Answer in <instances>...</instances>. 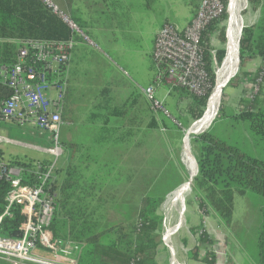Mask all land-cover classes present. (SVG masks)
<instances>
[{"label":"trees","instance_id":"16d2710c","mask_svg":"<svg viewBox=\"0 0 264 264\" xmlns=\"http://www.w3.org/2000/svg\"><path fill=\"white\" fill-rule=\"evenodd\" d=\"M223 1L227 5V0ZM145 2L148 8H153L158 0ZM190 2L194 6V17L200 2ZM247 2L260 12V17L256 23L243 28L240 47L239 32L238 57L243 75L246 79L249 78L253 87H258V90L243 96L239 101V115L234 112L225 115L226 107L222 106L218 120L223 119L231 123L242 119L254 137L264 139V0ZM84 4L91 15L92 24L100 29L107 28L109 11L102 2L84 0ZM46 6L41 0H0V67L10 68L18 61L17 41L20 39L65 40L71 36V31L64 21ZM232 9L229 0V17ZM225 16L226 13L212 20L201 34L200 48L207 73L204 94L196 95L184 87L177 88L179 97L186 100V107L184 106L181 112L174 115L170 113L168 116L177 122L174 128L180 133L182 129H189L193 121L201 119L205 112L204 105L207 101V106L210 104L218 76L214 60L220 65L227 53V49H214L211 35ZM221 38L223 42L226 40L224 30H221ZM249 59L251 62L253 59H259L253 72L245 70ZM28 65L44 70L49 78L52 77L51 72L44 69L43 62L30 57ZM68 67L64 69H67V80ZM239 80L241 78L238 77L230 85L236 86ZM11 95L12 90L0 77V103ZM225 95L224 91L223 96ZM162 115L166 116V113L162 112ZM212 129L213 127L204 133L193 134L190 138V149L198 163V173L192 177V193L203 215L214 213L220 223L230 226L233 223L238 195L243 196L251 191L264 196V161L250 153L239 141L216 135ZM0 159L4 160L1 152ZM6 162L26 170V184L34 185L38 182L35 173L37 161L15 157ZM39 162L43 166L48 163L47 160ZM57 172L56 167L55 178L48 184L49 192L57 194V210L48 230L53 241L69 239L77 243V264H169L168 261L158 260L165 228V215L160 212V208L166 200L165 196L149 193L141 199L133 213L115 216L113 211H118L125 205L113 198L108 199L109 194L102 191L106 189L103 184L94 185L82 177H68L60 181L56 177ZM96 190L99 194L94 199L92 196L96 195H93ZM9 192V182L0 174V215L5 210ZM109 208L111 212L108 211ZM11 212L12 216L4 218L1 233L18 238L22 236L19 226L25 216L19 206H15ZM190 232L196 239L194 246L189 250L190 258L217 264V256L213 252L207 251L203 256L200 254L204 244H215V239L204 225V219L199 225L191 226ZM257 248L255 264H264V209ZM225 264L234 263L229 260Z\"/></svg>","mask_w":264,"mask_h":264},{"label":"crops","instance_id":"0c3cea01","mask_svg":"<svg viewBox=\"0 0 264 264\" xmlns=\"http://www.w3.org/2000/svg\"><path fill=\"white\" fill-rule=\"evenodd\" d=\"M52 1L62 12L73 19L86 36L91 35L107 47L105 52L101 49L97 51L102 56L101 61L106 62L109 66L112 63L113 66V68H107L104 71L96 70L93 80L88 82L90 65L87 57L92 55L95 50L89 47L93 46L92 42L86 41L79 35L76 36L77 44L73 49L68 67V91L63 111L64 124L62 128L64 130L61 138L63 155L57 165L56 177L60 181L68 177H82L94 185L103 184L106 189L102 191L109 194L108 199L120 200L125 191L131 192L132 197L139 200L140 203L153 184V158L158 149L157 145L163 142L164 144L178 145L177 134L180 132L174 128L177 122L169 117L170 113L171 115L177 114L186 107V100L179 97L177 88L168 92V87L164 85L158 90V95L159 99L164 101L167 114L165 116L159 113L158 116H155L151 102L143 92V89L152 84L154 79L152 52L155 37L165 24L174 23L165 19L161 25L155 28L148 49L150 57L148 67L142 52L137 51L141 57L140 60H137L136 51L127 44L131 33L134 32V25L138 21L135 0L134 2L131 0H95L102 2L109 11L107 28L104 29L97 28L92 24L91 15L84 0ZM143 2L146 6L145 0ZM186 4L194 7L190 0H187ZM146 8L148 7L146 6ZM64 23L68 26L65 21ZM68 28L70 29L69 26ZM206 114L207 111L205 116ZM201 121L199 120V123L197 122L192 127V132H199L197 128L198 124L201 126ZM0 127V131H5V134L0 135L11 140L7 143L11 149L8 153L2 146L3 143L0 145L4 161L15 157L30 159L34 162L50 159L43 152V149L51 144L48 133L42 132L32 125L19 126L11 120L0 121ZM188 136L185 141L188 140ZM185 152L188 153L185 157L186 162L184 158H182V162H185L189 169L193 165L196 167L195 160L192 154L189 155L190 152L187 148H185ZM39 155L42 157L39 158ZM188 176L191 179L192 173L189 172ZM190 192L189 183L183 184L170 198L171 208H175L173 204L178 203L182 196L188 195ZM95 193L96 195H94ZM98 194L96 190L92 198L96 199ZM184 207L185 198L182 201V206H179L178 209L180 219L175 225L178 226V230L168 231L166 240L169 243L171 236L177 230L172 241L178 261L181 264H197V261L208 264L199 259L191 260L189 254H186L181 248L188 257L187 262L184 263L175 247L174 238H178L176 234L179 233L182 223L186 221ZM174 210L170 209L168 215ZM190 240L188 237L182 238L183 245L187 246L192 242ZM179 241L178 238V243ZM162 248L166 251L163 245ZM179 248L180 246H178V250ZM231 261L233 262L232 259ZM169 262L171 264V256ZM217 263L219 264V262Z\"/></svg>","mask_w":264,"mask_h":264},{"label":"built area","instance_id":"2783aa9c","mask_svg":"<svg viewBox=\"0 0 264 264\" xmlns=\"http://www.w3.org/2000/svg\"><path fill=\"white\" fill-rule=\"evenodd\" d=\"M41 1L68 24L72 34L65 40L20 39L17 41L18 61L10 68L0 67V77L12 90L11 97L0 103V121H15L22 127L32 125L48 133L51 139V144L43 149L50 159L44 166L38 162L35 171L38 182L34 185L24 182L26 170L23 167L0 159L1 177L10 185L6 207L0 215V258L15 264H77V243L69 239L53 241L48 230L57 210V194L49 192L48 184L55 178V169L63 155L61 130L68 91L67 69H64L70 64L77 44L76 36L91 41L52 0ZM227 11L228 7L223 0H201L195 16L185 27L167 23L158 31L152 52L155 76L153 83L143 89L155 116L162 112L167 114L164 101L158 98V90L164 85L168 87V92L184 87L196 95L204 94L207 73L200 48L201 34L212 20L220 18ZM30 57L43 62L44 69H48L52 77L49 78L46 71L28 65ZM9 142L10 139L0 135V145ZM15 206H19L25 216L19 226L22 236L18 238L1 233L4 218L12 216L11 211ZM177 228H166L163 236L162 245L170 251L171 264H181L176 258L172 241ZM174 229L177 230L168 243L167 232ZM204 245L208 247L204 248L202 256L207 251L218 254L214 244ZM38 249L52 251L57 261L38 256Z\"/></svg>","mask_w":264,"mask_h":264},{"label":"rangeland","instance_id":"374dc122","mask_svg":"<svg viewBox=\"0 0 264 264\" xmlns=\"http://www.w3.org/2000/svg\"><path fill=\"white\" fill-rule=\"evenodd\" d=\"M134 2V0H131ZM135 7L137 9L136 14L138 15L137 24L135 23L134 32L131 33L130 39L128 40V46L136 51V59L140 60L141 57L138 55V50L142 52V54L146 58V65L149 67L150 57L148 54V49L150 48V38L154 33L155 28L161 25L165 19H168L169 22H172L178 25L180 28L185 27L192 18V6L186 4L187 0H160L158 4H156L153 8H146L143 0H135ZM201 0H195V3H199ZM237 0H231L232 3V14L229 17L228 11L226 16L223 18L221 22H219L215 31L211 35V44L217 51L219 49H227V44L230 38V34L232 32L233 27V17H234V5ZM227 7L229 4V0H227ZM44 5V3H43ZM47 7V6H46ZM260 17V12L252 8V6L246 1V4L241 9V18H242V27L254 24L258 21ZM221 30L225 32L226 40L223 42L221 38ZM90 41L93 43V46H89L90 49L95 50L92 55L87 57L88 64L90 65V73L88 74L87 81L91 82L93 80V76L96 70H105L107 68H113L112 63L109 66L106 62L101 61L102 56L97 50L107 51L102 42H99L97 39L88 35ZM107 53V52H106ZM227 55V53H226ZM226 58V56H225ZM250 58V57H249ZM153 60V59H152ZM225 60V59H224ZM220 65L216 62L214 64V68L216 69V73H220L224 64ZM240 59L237 57V61L235 64L234 72L232 77L227 82L222 90L220 91V97L217 98L215 105L213 106L210 102V106L204 105L203 112L207 111L206 116L211 110V116L209 123L201 129H198V133H201L205 130H210L213 127L212 131L216 135H222L228 140H237L243 145L250 153L254 156L262 159L264 161V139H259L257 136H253L249 130L247 129L245 122L241 120L228 123L226 121L218 120L220 113V108L226 107L225 115L234 112L238 114L240 112V104L239 101L245 95L252 94L253 91H257L258 87H253L249 78L246 79L245 75H243ZM252 63V64H251ZM259 63V59H253L252 62L249 59L247 67L245 70H250L251 72L255 71L256 66ZM96 67V69H94ZM153 68L155 69L154 62ZM153 74L155 76V70H153ZM133 78L134 75L131 74ZM241 78L236 86H231L230 83L235 82L236 79ZM234 85V84H233ZM223 91V92H222ZM226 93L223 96V93ZM159 98V95H158ZM207 106V107H206ZM206 108V110H205ZM214 112V115H213ZM239 115V114H238ZM205 116V117H206ZM210 116V117H211ZM202 117V118H203ZM201 118V119H202ZM199 119V120H201ZM197 120V121H196ZM193 121L190 129L185 128L182 129V133L177 134V144H161L157 145V150L154 154L153 158V184L151 186L149 193H154L157 195L165 196L166 200L162 204L160 208V212L165 216V228L175 226L180 219V212L177 208H171L170 206V198L173 193L179 189L183 184H188L191 180L189 178V172L192 173V177L195 174V166H191L190 169L187 168L186 165V156L188 153L185 152V148L190 152V138L193 134H198L192 132V127L199 120L196 119ZM218 120V121H216ZM216 121L215 124H213ZM230 121V120H229ZM233 124V125H232ZM1 129V127H0ZM188 129V131H186ZM63 128L61 138L63 137ZM0 134H5V131H0ZM189 135V136H188ZM189 137L187 141L186 138ZM195 136V135H194ZM2 146L6 149L8 153L11 149L10 146H7V143H3ZM174 147V148H173ZM193 153V152H192ZM191 156V153H189ZM189 156V160L191 158ZM39 158L42 155L38 156ZM182 158H184V163L182 162ZM196 163V162H195ZM189 169V171H188ZM188 180V182H187ZM190 186V194L182 196V198L178 201L179 206H182V201L185 198V212H186V221L182 223V227H180L179 233L176 236L179 238H174L175 247L177 248L178 254L182 257L184 263L187 262L188 257L184 254L182 249L189 254L190 248L195 244V238L190 232L191 226H197L204 219V225L210 235L215 239V247L217 248L218 254L217 262L219 264H225L226 260H233L234 264H255V259L258 253L257 248V238L259 233V228L261 225V216L264 209V196L256 195L251 191H248L245 195H238L236 197V205L234 210V218L233 223L230 226L222 224L219 222L218 218L214 213H211L207 216L203 215L201 211H199L198 204L194 194L192 193V187ZM176 189V190H175ZM175 190V191H174ZM146 194V193H145ZM146 194V195H147ZM118 197V194L116 195ZM131 192L125 191L123 198L118 200L119 203H123L125 205L124 208L119 209L118 211H113L115 216H120L122 214H130L133 213L134 210L139 205V200H135ZM178 203L173 204L174 206ZM170 209H175L171 214L168 215ZM111 212V209L109 210ZM104 213V212H103ZM107 214V213H106ZM190 238L192 242H190L187 246H184L182 242V238ZM178 246H180L178 250ZM208 247V245H203L201 250V255L204 253V248ZM182 248V249H181ZM36 254L40 257L46 258L48 260L57 261V258L53 254L52 251L46 249H38ZM170 251L163 250L162 244L160 245L158 251V260L161 262H165L170 260ZM190 257V256H189ZM192 260V258H191ZM197 264H203V262L197 261ZM0 264H15V262L8 261L6 259L0 258ZM19 264H34L30 262H21ZM188 264V263H187ZM218 264V263H217Z\"/></svg>","mask_w":264,"mask_h":264},{"label":"bare ground","instance_id":"6f19581e","mask_svg":"<svg viewBox=\"0 0 264 264\" xmlns=\"http://www.w3.org/2000/svg\"><path fill=\"white\" fill-rule=\"evenodd\" d=\"M245 4H246V0H237L234 5L235 8H234V17H233V27L227 44L226 59L224 61L221 72L217 76L215 90L210 97V102L213 106L215 105L217 98L220 97V91L222 90L223 86L230 80L234 72L235 64L238 57V34L242 29L241 9L244 7ZM210 116H211V110L209 111L208 115L205 118L201 119L202 120L200 122L201 126L198 124L197 129H200L201 127L207 125V123H209L210 119L212 118V116L211 117ZM190 153L192 154L191 150ZM196 173H197V166L195 170V174ZM189 184H191V180ZM174 207L179 209V204L175 205Z\"/></svg>","mask_w":264,"mask_h":264},{"label":"water","instance_id":"95a60500","mask_svg":"<svg viewBox=\"0 0 264 264\" xmlns=\"http://www.w3.org/2000/svg\"><path fill=\"white\" fill-rule=\"evenodd\" d=\"M247 1V0H246ZM245 26L243 25V27H242V29H241V31H240V38H239V47H240V40H241V36H242V31H243V28H244ZM226 56V55H225ZM225 59V58H224ZM190 129V128H189ZM205 131H207V130H205ZM205 131H203V132H201V133H204ZM201 133H199V134H201ZM192 155H193V157L195 158V156H194V154L192 153ZM195 161H196V166H197V173H198V163H197V160H196V158H195ZM197 173H196V175H197ZM195 175V176H196ZM193 179L194 178H192L191 177V182L193 181Z\"/></svg>","mask_w":264,"mask_h":264}]
</instances>
